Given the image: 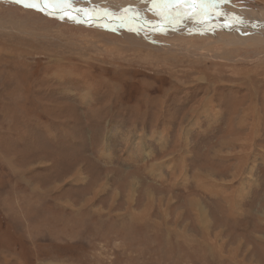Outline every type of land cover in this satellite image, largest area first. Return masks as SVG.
I'll list each match as a JSON object with an SVG mask.
<instances>
[{
	"label": "rangeland",
	"instance_id": "rangeland-1",
	"mask_svg": "<svg viewBox=\"0 0 264 264\" xmlns=\"http://www.w3.org/2000/svg\"><path fill=\"white\" fill-rule=\"evenodd\" d=\"M60 1L0 0V209L37 264H264V0Z\"/></svg>",
	"mask_w": 264,
	"mask_h": 264
},
{
	"label": "crops",
	"instance_id": "crops-1",
	"mask_svg": "<svg viewBox=\"0 0 264 264\" xmlns=\"http://www.w3.org/2000/svg\"><path fill=\"white\" fill-rule=\"evenodd\" d=\"M239 140V138H237ZM242 139V138H241ZM238 140H235V143H237ZM227 142V141H226ZM151 145H152V154L153 157L155 158L151 164V166L153 164H155L156 162L160 163L161 162V166L158 169V172L156 174V177L158 178V175H160L161 172H165V170H167V172L170 173V175L172 176V178H175V174L179 173L180 170V166H176V163H178L177 161H173V162H167V159H162L161 160V156L164 155L162 151V148L160 147L159 143L156 141H151ZM9 169V168H8ZM5 169L4 167L0 166V173L3 176H6V174H3L4 170H8ZM186 169V168H184ZM207 171V175L205 177H201L200 176H204L205 173ZM210 169H204V170H200V169H196V172L194 173V181H195V185L199 188H202V184H207L208 179H211L212 174L211 172H209ZM185 172V170H184ZM197 173H199V175H197ZM241 173V172H240ZM238 175V174H237ZM240 175V174H239ZM238 175V176H239ZM242 175V173H241ZM232 178V177H231ZM231 178L228 177V180H231ZM175 185V184H172ZM196 187V188H197ZM189 196V195H187ZM189 200L190 205L192 206L190 209H194L193 206L196 205L202 201H200V199L197 198L196 195H191L189 196ZM200 212H204V211H199L197 213ZM10 220V218L7 216V214L3 211H1L0 209V233L4 232L3 238L4 239H0L3 242L10 244L12 246L7 247V248H2V249H7L8 251H12L13 255L17 256L11 258V260L8 262V258L6 263L8 264H14L16 261L17 263L19 262V264H37V257H36V250L37 247L35 248V244L30 245L26 239L25 236H23L21 231H19L18 229L15 228V226L12 224V226L8 223V221ZM10 222V221H9ZM11 223V222H10ZM13 223V222H12ZM4 225V227H3ZM16 229H14V228ZM4 228V229H2ZM7 236H9V238H7ZM25 253L27 255H25ZM33 254V260H31V255ZM8 256V254H6ZM16 258V259H15Z\"/></svg>",
	"mask_w": 264,
	"mask_h": 264
},
{
	"label": "water",
	"instance_id": "water-1",
	"mask_svg": "<svg viewBox=\"0 0 264 264\" xmlns=\"http://www.w3.org/2000/svg\"><path fill=\"white\" fill-rule=\"evenodd\" d=\"M30 1V5H35V6H38L39 7V5L37 4V2H31V0H29ZM59 5H61V6H63V7H65L66 9H68L69 10V12L71 13V16H73L74 17V11L72 10V8H70L69 6V4L68 3H66V2H62V1H60L59 0V3H58ZM55 7V6H54ZM70 13H68V14H70ZM115 13V12H114ZM99 15H94V16H106V15H109V12H104V13H98ZM87 16H89V15H87ZM79 19H81V18H79ZM96 19V18H95ZM86 22V21H85ZM120 26H124V25H120ZM133 27H135L134 25H132ZM187 26H189V28L190 29H193V28H195V26H193V25H187ZM172 27L170 26L169 28H167V29H171ZM173 29V32H175L176 30H178V28H172ZM183 29H185V27L183 28Z\"/></svg>",
	"mask_w": 264,
	"mask_h": 264
},
{
	"label": "bare ground",
	"instance_id": "bare-ground-1",
	"mask_svg": "<svg viewBox=\"0 0 264 264\" xmlns=\"http://www.w3.org/2000/svg\"><path fill=\"white\" fill-rule=\"evenodd\" d=\"M40 3V2H39ZM38 4V3H37ZM41 5V4H40ZM142 9V8H141ZM90 12V11H89ZM217 13V12H216ZM107 19H108V17H107ZM113 20V19H112ZM171 22V21H170ZM225 23V22H224ZM224 25V24H223ZM244 24H240V26H243ZM247 26H249V25H247ZM151 27H153V28H156V27H154V26H151ZM131 28V27H130ZM222 28V27H221ZM239 28H241V27H239ZM149 29V28H148ZM224 29V28H223ZM253 30H255V31H258V30H260V27L259 28H256V27H254L253 26V28H252ZM136 30H138V29H136ZM152 30V29H151ZM144 32V31H143ZM160 32V31H159ZM165 33V32H164ZM264 34V33H263ZM260 36L262 35V33H260L259 34ZM127 36V35H126ZM134 38V37H133ZM139 40V39H138ZM130 42V41H129ZM141 42V41H140ZM195 114V113H194ZM247 126V125H246ZM245 127V126H244ZM245 158V157H244ZM235 177V176H234ZM200 205V204H199ZM197 208V207H196ZM203 211V210H202ZM204 218V217H203ZM202 221V220H201ZM201 223V222H200Z\"/></svg>",
	"mask_w": 264,
	"mask_h": 264
},
{
	"label": "snow or ice",
	"instance_id": "snow-or-ice-1",
	"mask_svg": "<svg viewBox=\"0 0 264 264\" xmlns=\"http://www.w3.org/2000/svg\"><path fill=\"white\" fill-rule=\"evenodd\" d=\"M17 2H20V0H17Z\"/></svg>",
	"mask_w": 264,
	"mask_h": 264
}]
</instances>
